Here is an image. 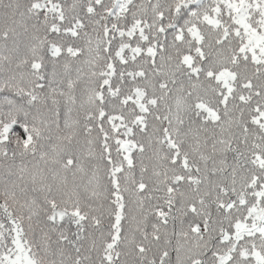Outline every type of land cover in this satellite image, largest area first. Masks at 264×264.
Segmentation results:
<instances>
[{"label":"snow or ice","instance_id":"6c2138e0","mask_svg":"<svg viewBox=\"0 0 264 264\" xmlns=\"http://www.w3.org/2000/svg\"><path fill=\"white\" fill-rule=\"evenodd\" d=\"M0 264H264V0H0Z\"/></svg>","mask_w":264,"mask_h":264}]
</instances>
